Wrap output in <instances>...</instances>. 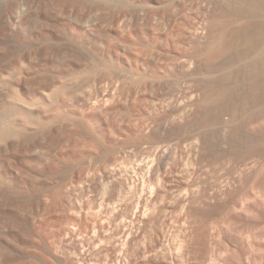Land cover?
<instances>
[{"label": "rangeland", "instance_id": "1", "mask_svg": "<svg viewBox=\"0 0 264 264\" xmlns=\"http://www.w3.org/2000/svg\"><path fill=\"white\" fill-rule=\"evenodd\" d=\"M4 2L0 264H264V0Z\"/></svg>", "mask_w": 264, "mask_h": 264}, {"label": "bare ground", "instance_id": "2", "mask_svg": "<svg viewBox=\"0 0 264 264\" xmlns=\"http://www.w3.org/2000/svg\"><path fill=\"white\" fill-rule=\"evenodd\" d=\"M42 1V0H41ZM67 1V0H66ZM68 1H74L77 3V6L81 9L83 7V5H87V0H68ZM120 0H93L94 2V5L92 7H90V9L86 12L88 13H80L75 21H74V26H75V29H78V30H83L84 27L86 25H89V23H97L99 21H97L99 19V15H98V11L105 5H108V4H111V5H115V4H118ZM51 2H64V0H51ZM87 2V3H86ZM92 2V1H91ZM90 2V3H91ZM6 4V7H7V13L5 14V17H6V21H7V24H8V27L9 24L14 21L17 17H19L22 12L26 9L27 6H32L35 8V10H38V6H39V3H40V0H33L32 2H30V0H5L4 2ZM50 3V1H49ZM41 5V4H40ZM45 5V3H44ZM48 6V5H47ZM51 6V5H50ZM84 6V7H85ZM43 8V7H41ZM45 8V6H44ZM43 8V9H44ZM41 9V10H43ZM49 8H46V11L50 14V12L47 10ZM84 9V8H83ZM45 11V9H44ZM52 11V10H51ZM92 11V12H91ZM53 12V11H52ZM84 12V11H82ZM92 13V14H91ZM254 13V12H253ZM47 15L45 16L46 20L48 19L49 21H52L53 20V17L51 15ZM64 14H65V17L68 16V10L66 9L64 11ZM65 19V18H63ZM181 22V21H180ZM178 23V22H176ZM183 22L180 23V25H185L182 24ZM176 25V24H175ZM177 27V26H176ZM180 28V27H179ZM8 30H11V28H7ZM197 30V29H196ZM243 30V29H241ZM204 31V27H201L199 32L200 33H203ZM8 32V31H6ZM10 32V31H9ZM239 31H236L235 33H237ZM241 32V31H240ZM12 33V32H10ZM197 33V31H196ZM234 33V34H235ZM238 34V33H237ZM242 34V33H241ZM239 35V34H238ZM26 36V35H25ZM234 36V35H233ZM240 36V35H239ZM237 37V35L235 36ZM23 38H26V37H23ZM264 46V45H263ZM259 61V60H258ZM257 62V61H256ZM259 63V62H257ZM255 63H252L251 65H253ZM256 65V64H255ZM31 93V92H30ZM19 99V98H17ZM14 103H17L16 106L15 104H13V102H10L8 103V106L7 108L11 110V114L15 115L13 116V118L11 117L10 120H8L9 122L5 125H2L0 126V140H3V138L5 139L6 137H8L10 135L11 137V134H13L12 136L15 137L14 135H18L21 133L20 136H23V134L25 133V127L27 126L26 124H39V122L41 121V117H43L45 115V112L51 108V101L50 103L47 102L45 104L41 103V101H26L25 99L21 100V101H15ZM61 103V101H60ZM63 104V103H61ZM63 106V105H61ZM52 110V109H51ZM6 111V109H5ZM4 111V112H5ZM14 117H16L17 119H15ZM49 121H52L54 120V118H49L48 119ZM47 120V121H48ZM48 121V122H49ZM64 123V122H63ZM68 123V122H67ZM30 126V125H29ZM63 128H67L68 124H64L62 125ZM18 131V132H17ZM17 132V133H16ZM24 132V133H22ZM16 133V134H14ZM16 135V136H17ZM203 142V139L200 138L198 135L197 137L194 136V137H191V139H189L188 143H187V149L189 152H186V153H192V154H195L197 149L199 148L200 146V143ZM96 147V146H95ZM35 148H36V143L33 142L30 146H29V151H31V153H34L35 154ZM171 148V143L170 141L169 142H166L164 143V145H157L156 146V150L157 152L159 153V160L160 161H164L166 158H168V155H169V150ZM101 151V150H100ZM190 154V155H192ZM189 156V155H188ZM96 157V156H94ZM17 171V174L19 173L18 172V169H16ZM121 184V183H120ZM40 204H43V201H39L38 202V205L40 206ZM42 206V205H41ZM102 207V206H101ZM82 209V208H81ZM77 210V209H76ZM80 210V209H79ZM35 211L37 210H26V213L28 215L27 218L29 221V224L32 225V222L33 220L35 219L34 216L36 217V214ZM101 211V210H100ZM76 221V220H75ZM78 223V222H77ZM84 223V222H83ZM46 232V231H45ZM45 236V234H44ZM44 240V238H42ZM45 241V240H44ZM43 241V242H44Z\"/></svg>", "mask_w": 264, "mask_h": 264}]
</instances>
